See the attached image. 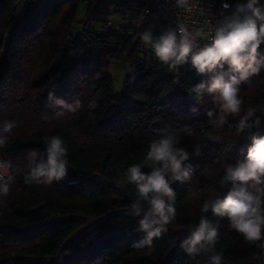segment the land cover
Listing matches in <instances>:
<instances>
[{
	"label": "trees",
	"instance_id": "trees-1",
	"mask_svg": "<svg viewBox=\"0 0 264 264\" xmlns=\"http://www.w3.org/2000/svg\"><path fill=\"white\" fill-rule=\"evenodd\" d=\"M18 2L0 0V124L10 120L17 125L0 148V159L12 161L16 176L0 204V264H212L207 251L189 256L181 248L201 216L218 228L221 264H264V248L231 230L227 218L201 210L214 198L212 193L222 198L233 190L231 184L219 185L221 165L243 158L252 134L264 135V66L239 83L241 113L219 125V107L206 87L221 72L228 79V65L199 74L190 61L169 70L151 50L141 56L145 45L140 35L149 28L154 35L167 28L153 14L143 28L137 26L147 0L111 5L105 0H28L16 20ZM86 2L92 10L83 34L73 41L71 25L78 6ZM237 2L244 0H232L231 5ZM108 7L111 16L136 24L106 34L89 31L98 10ZM260 51L264 53V44ZM123 59L131 69L118 99L109 66ZM200 83L205 90L192 91ZM58 99L66 104L80 101L81 108L56 116L63 111ZM250 108L255 113L248 123L259 118L260 124L238 133L239 121ZM185 128L191 129L190 135ZM162 129L179 135L178 146L189 153L184 166L191 178L172 185L177 215L168 230L151 246L136 248L133 244L143 238L136 231L139 217L129 212L136 189L117 183L132 164L151 171L144 159ZM53 135L68 150L67 176L51 185L26 184L27 154L35 150L44 156L46 139ZM247 190L255 191L250 186Z\"/></svg>",
	"mask_w": 264,
	"mask_h": 264
},
{
	"label": "clouds",
	"instance_id": "clouds-1",
	"mask_svg": "<svg viewBox=\"0 0 264 264\" xmlns=\"http://www.w3.org/2000/svg\"><path fill=\"white\" fill-rule=\"evenodd\" d=\"M177 6H188V0H177ZM221 7L226 11L230 8L233 10L223 15L215 26L206 22L207 28L190 30L184 23L178 22L175 28L168 27L159 34L154 35L152 28H149L140 35L141 42L169 70H178L179 66L189 61L199 74L214 72L228 65L232 73L228 79L221 72L211 78L207 87L200 83L192 89L202 93L206 87L207 93L219 107V125H223L228 116L241 113L244 100L239 94V83L250 75L259 74L261 66H264V53L260 51L264 44V3L261 0H244L234 6L225 2ZM198 39L207 42L201 46ZM56 103L63 109L56 116L63 115L64 111L75 113L81 108L80 101L66 104L58 99ZM254 113L255 109L250 108L240 119L236 129L238 133L254 125L259 126V118L248 123ZM207 115L212 117L213 112L209 111ZM16 126V122L10 120L0 124V148L6 146ZM184 131L191 134L189 128ZM250 139L243 158L221 165L223 174L219 185L224 188L231 184L233 190L222 198L219 193H212L214 198L206 200L201 210L227 218L231 230L249 244L264 248V135L252 134ZM179 142L178 134L167 129L160 130L159 137L150 141L144 159V164L151 171L146 173L141 165L132 164L124 170V179L117 183L118 187L123 188L126 182L136 189L137 198L129 205V212L139 217L136 231L143 233V238L133 247L151 246L153 239L159 238L175 221L176 192L172 185L191 178L190 169L184 166L189 153L178 146ZM44 153V156H40L32 150L27 154L26 184L51 185L53 181L58 182L67 176L68 150L64 140L55 135L48 137ZM15 179L12 161L0 159V204L6 202ZM237 186H240L238 191L235 190ZM249 186L255 191H248ZM217 240L218 228L206 216H201L198 223L190 228V235L181 243V248L189 256L205 250L211 254L212 264H221L223 253L216 250Z\"/></svg>",
	"mask_w": 264,
	"mask_h": 264
},
{
	"label": "built area",
	"instance_id": "built-area-1",
	"mask_svg": "<svg viewBox=\"0 0 264 264\" xmlns=\"http://www.w3.org/2000/svg\"><path fill=\"white\" fill-rule=\"evenodd\" d=\"M26 2L28 0H19ZM148 6L138 15L137 26L143 28L151 19L152 14L166 24L167 28H175L178 22L184 23L190 30L207 28L208 24L215 26L230 9L224 10L225 2L231 5L232 0H188V6L178 7L177 0H147ZM131 21L130 18H127ZM208 22V24H206ZM207 41L198 39L202 46ZM142 63L141 60L138 61Z\"/></svg>",
	"mask_w": 264,
	"mask_h": 264
},
{
	"label": "rangeland",
	"instance_id": "rangeland-1",
	"mask_svg": "<svg viewBox=\"0 0 264 264\" xmlns=\"http://www.w3.org/2000/svg\"><path fill=\"white\" fill-rule=\"evenodd\" d=\"M123 0H105V2L108 5L111 4H117L122 2ZM92 8L89 3H81L78 6L77 13L74 19L73 24L71 25L70 29V36L71 40H76L77 38L81 37L84 31V23L89 17V13L91 12ZM24 12V2L19 1L17 4V9L15 12V19L19 20ZM111 7H108L106 9H99L97 14V20L93 21L90 25L89 31L97 33V34H106L109 31L113 32L121 28V26L125 25H135V21H128V20H121L119 18H115L111 16L112 14ZM150 48H147L146 46L143 47L141 51H150ZM131 66L130 63H128L125 59L121 61H114L109 66V75L110 79L113 84L114 88V96L115 98L120 99L123 94V84L126 79V76L128 72L130 71Z\"/></svg>",
	"mask_w": 264,
	"mask_h": 264
}]
</instances>
